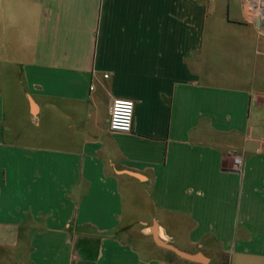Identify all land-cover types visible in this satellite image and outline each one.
I'll list each match as a JSON object with an SVG mask.
<instances>
[{"label":"crops","instance_id":"obj_1","mask_svg":"<svg viewBox=\"0 0 264 264\" xmlns=\"http://www.w3.org/2000/svg\"><path fill=\"white\" fill-rule=\"evenodd\" d=\"M239 257L264 260V0H0V264Z\"/></svg>","mask_w":264,"mask_h":264},{"label":"built area","instance_id":"obj_2","mask_svg":"<svg viewBox=\"0 0 264 264\" xmlns=\"http://www.w3.org/2000/svg\"><path fill=\"white\" fill-rule=\"evenodd\" d=\"M105 78L109 74L104 75ZM94 88V87H91ZM135 118V102L127 98H114L111 102L109 126L113 131L131 132ZM234 164L237 169L243 166V157L240 154L234 155Z\"/></svg>","mask_w":264,"mask_h":264},{"label":"water","instance_id":"obj_3","mask_svg":"<svg viewBox=\"0 0 264 264\" xmlns=\"http://www.w3.org/2000/svg\"><path fill=\"white\" fill-rule=\"evenodd\" d=\"M258 22H259V23L261 22L260 18L258 19ZM154 239H155L156 243H157L159 246H162V247H164V248L171 249V250L175 251L177 254H179V255H181V256L190 257V255H189L188 253L183 252V251L177 249V247H175L173 244H171V243H167V242H165L164 240H162V239L158 236V233H157V232L154 233Z\"/></svg>","mask_w":264,"mask_h":264},{"label":"rangeland","instance_id":"obj_4","mask_svg":"<svg viewBox=\"0 0 264 264\" xmlns=\"http://www.w3.org/2000/svg\"><path fill=\"white\" fill-rule=\"evenodd\" d=\"M230 256H241V255H238V254H230ZM237 262L236 264H242V259L239 257L236 259ZM231 264H235V262L231 263ZM249 264H264V260H254V261H251Z\"/></svg>","mask_w":264,"mask_h":264}]
</instances>
